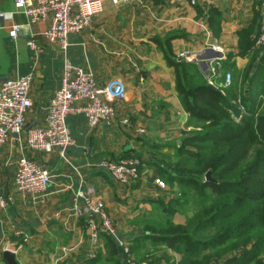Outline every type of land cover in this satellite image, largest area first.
<instances>
[{
    "label": "crops",
    "instance_id": "1",
    "mask_svg": "<svg viewBox=\"0 0 264 264\" xmlns=\"http://www.w3.org/2000/svg\"><path fill=\"white\" fill-rule=\"evenodd\" d=\"M0 12H12L11 18H0V84L33 73V105L25 114L26 127L43 123L49 97L60 87L65 59L92 73L97 84L119 79L125 85V97L113 102L115 117L110 124L101 122L89 128L83 113L67 116L74 143L65 160L55 152L30 151L24 135L20 141L10 137L0 147V189L12 198L6 208H0V264H6L2 258L5 246L14 252L18 264H115L107 257L103 237L99 235L96 244H91L86 217L75 215L72 209L73 202L83 204L77 192L88 189L103 197L118 237L130 252L129 259L148 264L180 261L171 249L157 244L150 227L160 216L159 200L164 197L167 201L174 194L167 184L158 187L149 182L148 176H160L159 165L154 162L164 163V153L173 152L172 145L179 142L181 131L192 128L187 127L188 113L180 103L174 66L166 55L175 60L180 51L202 56L209 54L207 49L221 54L210 46L215 41L223 52L221 75L215 81H223L226 71L234 76L249 56L241 53L240 35L252 29L250 38H254L264 19V0L119 4L105 0L90 27L68 34L64 53L46 43L40 34L42 23L32 28L39 51L26 44L30 37L23 31L15 39L9 36L12 23L26 24L14 0H0ZM125 116L134 126L145 128L147 134H136L133 128L122 125L120 120ZM20 155L31 156L52 174L43 202L18 192L13 184L15 159ZM132 155L141 158L143 176L127 186L97 166L104 157L117 161ZM172 220L183 223L185 214ZM18 230L28 236L26 241L16 235ZM90 251L94 257L88 255Z\"/></svg>",
    "mask_w": 264,
    "mask_h": 264
},
{
    "label": "trees",
    "instance_id": "2",
    "mask_svg": "<svg viewBox=\"0 0 264 264\" xmlns=\"http://www.w3.org/2000/svg\"><path fill=\"white\" fill-rule=\"evenodd\" d=\"M251 31L239 39L248 61L224 94L207 82L197 64L166 55L192 129L181 131L173 152L164 153V163L154 162L179 195L159 200L160 216L150 227L157 244L184 263L264 264V47L253 48ZM207 171L214 181L205 180ZM175 214H185V221L173 222ZM99 235L111 262L130 264L128 253L120 258L113 237Z\"/></svg>",
    "mask_w": 264,
    "mask_h": 264
},
{
    "label": "built area",
    "instance_id": "3",
    "mask_svg": "<svg viewBox=\"0 0 264 264\" xmlns=\"http://www.w3.org/2000/svg\"><path fill=\"white\" fill-rule=\"evenodd\" d=\"M105 0H14L16 11L23 13L26 24L23 26L12 23L8 34L15 39L20 31L30 38L26 44L35 51L40 50L35 42L32 28L42 23L40 34L49 45H55L61 52L68 46L67 36L70 33L80 32L91 26L93 18L102 10ZM113 4L142 2L143 0H110ZM12 12H0V18H11ZM221 54L222 48L214 41L210 45ZM264 47V19L259 25V30L254 36L253 48ZM222 56L202 59L191 51H180L176 60L195 62L201 68L204 66L203 75L207 82L224 94V90L231 84V73L224 74L223 81H215L220 76V59ZM33 73L17 78L5 79L0 84V147L8 138L20 141L25 137L26 147L32 152H55L62 160L66 159L68 148L74 141L66 124L70 113L81 112L86 118L89 128H94L101 122L110 124L115 117L113 102L125 97V85L119 79L109 80L106 84H97L92 73L86 72L78 65L65 59L61 75V84L49 97L43 123L26 127L25 114L31 109L33 103L30 97V86ZM239 104V101H232ZM242 111V107L239 106ZM236 118V117H235ZM125 127L133 128L136 134L146 135L145 128L134 126L129 117L120 120ZM101 170H105L121 185H129L141 178V158L135 155L113 160L101 158L97 162ZM77 169V168H75ZM52 178L50 171L36 162V159L27 155H20L15 159L13 184L18 192L30 194L33 199L43 202L46 197V187ZM153 183L164 187L160 178L155 177ZM77 195L83 204L73 202L72 209L77 216H85L89 228L91 244H96L99 234L105 233L113 237L118 245L128 252L123 240L118 237L116 227L105 206L103 197L95 194L92 189L85 192L78 191ZM12 201L11 196L5 195L0 189V208H6ZM16 235L24 241L28 236L21 230ZM20 246V245H18ZM5 249H8L5 246ZM94 257V251L88 254ZM175 259V258H174ZM130 264H147L146 262L130 261ZM175 264L180 263L177 259Z\"/></svg>",
    "mask_w": 264,
    "mask_h": 264
},
{
    "label": "water",
    "instance_id": "4",
    "mask_svg": "<svg viewBox=\"0 0 264 264\" xmlns=\"http://www.w3.org/2000/svg\"><path fill=\"white\" fill-rule=\"evenodd\" d=\"M207 51L209 52V54L208 55L203 54L201 56L202 59L216 57V56H220L221 55V54L216 53L214 51L213 52L210 51V49H207ZM201 69L204 70V66H202ZM204 178H205L206 181L207 180L214 181L211 178V172L210 171L205 172ZM117 248H118V252L120 253L121 257H123V248H122V246L118 245ZM2 258L5 260L6 264H18L14 252L11 251V250H8V249L4 250L2 252Z\"/></svg>",
    "mask_w": 264,
    "mask_h": 264
},
{
    "label": "rangeland",
    "instance_id": "5",
    "mask_svg": "<svg viewBox=\"0 0 264 264\" xmlns=\"http://www.w3.org/2000/svg\"><path fill=\"white\" fill-rule=\"evenodd\" d=\"M175 59H176V57H175ZM177 61V60H176ZM178 62V61H177ZM187 62V61H186ZM195 63V62H194ZM197 66H198V68L200 69V67H199V65L197 64ZM81 67V66H80ZM82 68V67H81ZM205 69V68H204ZM85 70V69H84ZM86 72H88L87 70H85ZM200 71H202V73H203V70L202 69H200ZM226 72H228V71H226ZM225 72V73H226ZM224 73V74H225ZM231 73V72H230ZM224 74H223V77H224ZM232 79H233V76H232V74H231V82H232ZM207 80V79H206ZM187 127H192V126H187ZM192 129V128H191ZM190 129V130H191ZM184 131H186V130H184ZM187 131H189V130H187ZM142 176H143V172H142ZM142 176H141V178H142ZM155 177H158V178H160V180L163 182V184H164V186H165V184H166V182L160 177V176H157V175H155V174H152V175H149L148 176V181L149 182H153V179L155 178ZM141 178H140V180H141ZM174 189H175V187H174ZM173 194H174V197L175 196H177V195H179V192L177 191V189L173 192ZM164 196H166V195H164ZM167 197V196H166ZM161 199H164L165 201H166V199L164 198V197H162ZM175 215H178V214H175ZM174 215V216H175ZM173 216V217H174ZM172 217V218H173ZM123 248V247H122ZM123 252H125L124 251V249H123ZM126 253H128V252H126ZM123 256H124V254H123ZM129 261H134V262H136L132 257L129 259ZM143 262H146V261H143ZM180 263H183V264H188V263H184V262H182V261H179ZM137 263H140V262H137ZM147 263V262H146ZM148 264V263H147Z\"/></svg>",
    "mask_w": 264,
    "mask_h": 264
}]
</instances>
